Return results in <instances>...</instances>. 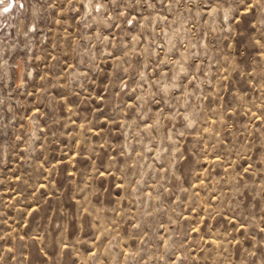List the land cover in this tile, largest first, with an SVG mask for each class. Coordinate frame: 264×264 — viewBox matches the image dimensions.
Masks as SVG:
<instances>
[{
	"label": "rangeland",
	"instance_id": "obj_1",
	"mask_svg": "<svg viewBox=\"0 0 264 264\" xmlns=\"http://www.w3.org/2000/svg\"><path fill=\"white\" fill-rule=\"evenodd\" d=\"M12 1L0 264H264V0Z\"/></svg>",
	"mask_w": 264,
	"mask_h": 264
},
{
	"label": "bare ground",
	"instance_id": "obj_2",
	"mask_svg": "<svg viewBox=\"0 0 264 264\" xmlns=\"http://www.w3.org/2000/svg\"><path fill=\"white\" fill-rule=\"evenodd\" d=\"M2 5H3L2 8H0V15L8 14V12L15 6V3L12 0H8V1L2 3ZM12 14H13V12H12Z\"/></svg>",
	"mask_w": 264,
	"mask_h": 264
},
{
	"label": "snow or ice",
	"instance_id": "obj_3",
	"mask_svg": "<svg viewBox=\"0 0 264 264\" xmlns=\"http://www.w3.org/2000/svg\"><path fill=\"white\" fill-rule=\"evenodd\" d=\"M0 2H2V0H0Z\"/></svg>",
	"mask_w": 264,
	"mask_h": 264
}]
</instances>
